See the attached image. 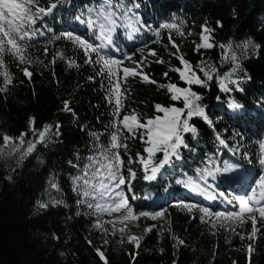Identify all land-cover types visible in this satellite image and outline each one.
<instances>
[{"label": "trees", "instance_id": "16d2710c", "mask_svg": "<svg viewBox=\"0 0 264 264\" xmlns=\"http://www.w3.org/2000/svg\"><path fill=\"white\" fill-rule=\"evenodd\" d=\"M52 2L39 0V6L47 7ZM101 3L102 0H62L51 15L37 20L33 27L45 31V35L37 33L28 42L33 61L31 79L24 76V65L5 54L4 69L0 71H9L13 84L0 93V137L18 138L28 133L26 141H36L31 118L35 119L37 132L47 125L60 127L59 135H53L45 144L37 142L34 152L23 160L19 159L20 152L9 154L6 150L0 156V264H104L97 249L104 252L107 264H264V222L258 221L260 231L253 240L247 239L250 222L237 225L236 232L245 236L241 240L236 233L213 228L208 221L214 222V218L184 207L195 204L213 213L236 210L233 204H238L240 196L258 189L264 177V0H123L125 8L139 5L128 13L132 27L125 26L123 16L117 19L113 44L106 45L101 55L123 59L122 66L128 67L133 66L128 55L135 61L146 56L143 70L157 83L129 77L125 87L130 94L121 118L131 110L141 113L145 120L162 116L155 111L156 104L184 107L182 101H173L172 94L159 87L168 83L188 87L171 70L182 64L172 55L177 50L169 36L179 46L177 55H183L194 68L205 64L216 68L207 87L191 86L202 97L199 103L211 123L201 117L189 121L197 132L194 136L184 134L187 147L178 149L179 159L172 157L170 164L149 180L146 177L151 172H145L138 160V154L147 156V145L140 136L127 140V152L121 149L126 178L121 190L134 211L165 212L156 220L141 217L133 223L139 230L153 228L139 249L133 244L122 246L117 239L107 246L100 245L94 233L97 219L113 220L118 214L98 217L81 202L82 194L76 190V177L82 175L88 157L98 155L97 146L109 139L114 106L108 102V81L99 74L101 66L89 64L88 54L75 41L54 37L71 32L94 46L106 44L98 38L100 21L96 10ZM89 20L97 23L89 26ZM165 23L178 24L185 35L163 28ZM205 24L214 30L212 41L217 46L197 50ZM155 32L160 33L159 37ZM249 41L255 48L237 47ZM229 42L239 62L233 76L239 85L228 84L232 91L224 92L219 81L235 62L225 59V49L218 45ZM150 51L157 55H149ZM90 55L97 59L95 53ZM157 59L165 63H156ZM73 61L76 66H70ZM197 74L204 79L198 70ZM65 101H69L71 112L64 111ZM233 103L241 107L233 109ZM92 132L100 134L99 141L94 140ZM162 158L163 154L157 153L152 166ZM129 171L135 172L131 180L127 179ZM208 171L215 178L205 176ZM232 176L238 180L245 176L248 181L229 185ZM59 200L63 204L53 207L51 202ZM40 202H48V208L39 207ZM181 239L184 245L178 244ZM249 244L251 253L247 251Z\"/></svg>", "mask_w": 264, "mask_h": 264}, {"label": "snow or ice", "instance_id": "6c2138e0", "mask_svg": "<svg viewBox=\"0 0 264 264\" xmlns=\"http://www.w3.org/2000/svg\"><path fill=\"white\" fill-rule=\"evenodd\" d=\"M60 3H62V0H54V2L48 4L47 7H44L39 6V0H0V69H4V57L7 53L9 58L20 65H24L21 70L25 77L31 79L33 73L30 71V68L33 61L28 53V48L30 46L28 42L33 40L37 33L40 36L45 35V31L35 29L33 26L42 16L51 15L53 10H55ZM132 7L138 8L139 5L133 4L131 7L125 8L123 0H102V3L96 10V14L100 21L98 38L102 41H106V44L101 43L99 47L81 39L79 36H73L71 32L62 33L54 37L56 40L64 37L68 40L75 41L83 51L88 54L87 62L89 64H99L101 66L99 74L104 76L108 81V102L114 106V111L112 113L113 119L109 125L112 131L108 134V141L105 144H99L97 146L96 152L98 155H91L88 157L89 162L87 166L82 170V175L76 177L75 182L76 190L81 193L83 197L81 202L85 203L89 209H92L98 217L101 214H107L109 217L113 216V214H118L115 219L107 221V223L112 225L113 235L116 234L117 223L122 225L118 231L123 235L129 222L135 223L141 217L156 220L158 217H164L165 215L164 211H157L154 213L134 211L128 198H126L121 190V187L126 184V178L122 172L124 159L121 156V149L127 152V140L130 138L134 139L139 135L147 145L144 149L147 156L145 157L138 154V160L143 165L145 172H151V175H148L146 178L154 180L160 169L170 164L172 157L179 159L178 149L181 146L187 147L184 134L192 133L193 136L196 134V127L191 125L189 121L192 120L193 117H201L208 123H211L204 107L199 103L202 97L192 91L191 86L199 85L207 87V82L211 81L216 73V68L212 65H197L194 68L183 55H177V53H179V46L176 45L175 42L172 41L171 36H169L172 47L177 50L176 53H172V55L176 56L182 64V67H176L171 70L177 72L180 79L184 81L188 87H179L175 83L161 84L159 87L165 88L171 93V99L173 101H182L184 107L177 108L174 106L169 107L156 104L154 105L155 111L157 113H162V116L155 115L145 120L141 113L131 110L121 118L120 112L125 106V101L130 94V89L125 87L129 77H140L142 82L157 83L143 70L147 62L146 56L141 61H135L132 55H128L126 57L127 60L133 63L132 67H128L122 66L123 59H111L101 55V50L105 48L106 45L113 44L112 33L119 26L117 24V19L123 16L126 21L125 26L132 27V24L128 23V21L131 20L128 13L132 11ZM89 11L91 12L93 10L89 9ZM96 23V20L88 21L89 26H93ZM217 23L219 25V22ZM162 27L175 30L181 36L185 35V33L181 31L180 26L176 23H165ZM133 30L138 31L139 29L133 28ZM47 31L50 32L52 30L47 29ZM213 31L214 30L210 29L207 24L202 26V43L197 46V50H199V48L209 49L217 46L212 41ZM155 35L159 37L160 33L155 32ZM218 46L225 49V59H230L235 62V66L232 70L221 77L219 81L221 90L230 92L232 89L228 84L237 85V87L239 85V80L233 79L235 72L239 68L238 58L230 42L226 45L221 44ZM250 46L255 48V45H253L251 41L243 45H238L237 47L247 49ZM229 52L232 53L231 56L228 55ZM45 53H47V49H45ZM91 53H95L97 59L93 60L90 55ZM149 55L156 56L157 54L155 51H150ZM155 62L160 64L165 63L163 59H157ZM52 63L55 64V59L52 60ZM70 66H76L75 62H70ZM197 70L203 74L204 79H201L200 75L197 74ZM167 75L168 73L165 72L164 76L167 77ZM0 77H2V79H0V93H3L13 84V75L5 69L0 71ZM225 81L228 83L226 84ZM238 90L242 91V89L239 88ZM231 107L236 109L241 106L233 103ZM64 111H72L69 106V101H65ZM34 125L35 119L31 118L30 126L31 130L36 132V141H26L25 138L28 133H21L18 138H13L8 135L0 137V140L3 142V148H0V156H2L6 150L9 154L20 152L19 159L23 160L27 155L34 152L37 142L45 144L51 140L53 135H59V124L55 126H44L43 129L38 132ZM53 127L56 129L55 132H53ZM125 133H127V135H125ZM91 135L94 140H100V134L92 132ZM220 143L224 144L225 141L220 140ZM25 144H27L26 148L24 147ZM21 148L24 149L22 152L20 151ZM157 153H162L163 158L156 163L155 166H152L153 157H155ZM129 163H131V161H129ZM261 163H264V160H262ZM225 170H227V168ZM205 176H212L215 178V174L211 171L206 172ZM134 177L135 172L129 171L127 179L131 180ZM204 191L207 192V188H205ZM217 195L223 196V193H218ZM209 198L215 199L216 196H210ZM51 203L52 206L55 207L63 204V201H52ZM228 203H231V201H228ZM48 206V202L39 203V207L41 208L47 209ZM184 207L189 211L196 209L202 212L203 217L214 218V222L211 219L208 221L212 223L213 228L219 227L226 231L236 233L240 235L241 240L245 239V236L236 232V226H243L245 223L250 222L251 231L247 239L253 240L256 238L257 232L260 231L257 227L258 221L264 222V177L260 178L259 192H257V189H252L251 194L240 196L238 204H233V208L236 210L213 213L209 208H199L195 204L184 205ZM102 223L103 222L98 218L95 227L102 228ZM103 231L107 233L108 229L104 228ZM152 231L153 228L151 226L146 227L145 235ZM56 238L58 239V237ZM143 239L144 236H128V242L133 243L137 249H139ZM105 243H107V241ZM178 244L184 245L185 241L182 239L178 240ZM96 251L104 261V264H107L104 252L100 249ZM247 251L251 253L252 244L247 246Z\"/></svg>", "mask_w": 264, "mask_h": 264}, {"label": "rangeland", "instance_id": "374dc122", "mask_svg": "<svg viewBox=\"0 0 264 264\" xmlns=\"http://www.w3.org/2000/svg\"><path fill=\"white\" fill-rule=\"evenodd\" d=\"M263 154H264V150H263ZM257 192H259V189ZM107 221H109V220H105L102 223V228H97V227L94 228V233L97 235V238L100 242V245H102V246H107L114 239H117L122 246H127L129 244H133V243L128 242V236L129 235L144 236V238L146 236L144 229L139 230L138 228H136L133 225V223H130V222L128 223V227H127V229L123 235H121V233L118 231V229L120 227H122V225L117 223L116 224L117 231H116V234L113 235L112 234V225L107 223ZM104 228L108 229L107 233H105L103 231ZM143 240L141 241V243L143 242ZM106 241H107V243H105ZM141 243H140V245H141Z\"/></svg>", "mask_w": 264, "mask_h": 264}]
</instances>
